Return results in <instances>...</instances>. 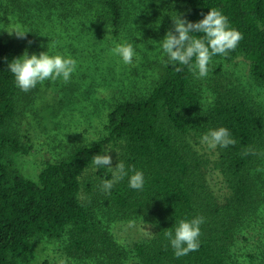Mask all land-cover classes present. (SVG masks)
Returning <instances> with one entry per match:
<instances>
[{
    "label": "trees",
    "instance_id": "trees-1",
    "mask_svg": "<svg viewBox=\"0 0 264 264\" xmlns=\"http://www.w3.org/2000/svg\"><path fill=\"white\" fill-rule=\"evenodd\" d=\"M172 1L190 22L202 19L209 8L220 10L243 38L235 50L212 59H243L264 87V0ZM92 2L119 37L123 0ZM19 56L13 41L0 40V264H29L37 239H59L64 233L68 255L95 257L103 264H123L129 257L136 264H240L231 254L236 231L264 207L263 113L228 88L217 91L213 104L203 109L197 78L165 56L152 87L112 106L100 140L47 161L34 180L17 165L18 155L31 150L18 131L20 89L8 69ZM218 127H226L236 143L215 147L212 161L199 147L202 135ZM112 152L113 170L122 161L143 173L142 190L130 188L127 177L110 191L102 189L113 170L97 168L93 156ZM208 162L227 187L222 200L207 184ZM101 203L110 206L115 219L148 221L155 228L152 237L135 243L127 255L95 219ZM198 216L204 218L199 250L176 257L165 232L174 230L179 219Z\"/></svg>",
    "mask_w": 264,
    "mask_h": 264
},
{
    "label": "rangeland",
    "instance_id": "rangeland-1",
    "mask_svg": "<svg viewBox=\"0 0 264 264\" xmlns=\"http://www.w3.org/2000/svg\"><path fill=\"white\" fill-rule=\"evenodd\" d=\"M93 4L92 0H0V40L13 41L20 56L25 50L30 55L47 51L77 62L67 83L46 80L29 92L19 90L16 123L31 150L18 155L17 165L28 178L36 180L47 161L63 158L73 147L96 143L106 134L112 106L154 85L165 57L161 58L156 42L172 29L170 17L182 14L172 0H123L125 18L115 37ZM14 29L27 31L26 38L7 33ZM123 42L133 45L136 56L132 64L111 53L115 44ZM208 67L207 77L197 78L202 101L207 98L205 89L215 98L217 91L228 88L264 114V87L254 80L246 61L212 59ZM199 152L212 161L216 157V149L204 143ZM110 157H115L113 152ZM206 170L207 184L222 200L227 194L222 177L212 162ZM94 198L97 201L98 196ZM111 211L101 203L95 208V219L127 255L135 243L152 237L155 228L148 221L115 219ZM67 237L64 233L59 239H37L29 264H103L95 257L68 255L64 248ZM231 254L240 264H264V207L236 231ZM123 264L136 262L129 257Z\"/></svg>",
    "mask_w": 264,
    "mask_h": 264
},
{
    "label": "clouds",
    "instance_id": "clouds-1",
    "mask_svg": "<svg viewBox=\"0 0 264 264\" xmlns=\"http://www.w3.org/2000/svg\"><path fill=\"white\" fill-rule=\"evenodd\" d=\"M202 19L190 22L183 18V14L176 13L170 17L172 29L165 32L159 44L162 52V59L167 57L168 62L186 66L196 78L203 79L209 72V64L212 57L216 55L226 56L230 51L235 50L242 34L232 28L228 18L217 8H209L207 13H201ZM13 33L19 39H25L27 31L14 29L7 32ZM193 33H202L194 35ZM155 42V41H154ZM31 43V41H29ZM111 53L122 59L125 64H132L136 53L131 43H117L111 49ZM77 62L70 56L65 57L59 53L49 55L47 51H42L38 55L29 54L27 50L19 57L8 63V69L14 77L15 85L23 92H29L46 80L56 81L62 79L64 83L70 80L72 73L76 70ZM176 71H182L177 67ZM207 97L202 103L209 106L213 104L214 96L205 89ZM201 142L209 148L228 147L235 145L230 131L226 127L210 129L201 137ZM245 151L243 155H248ZM93 164L97 167H108L113 170L111 157L108 154H97L93 156ZM128 178V185L135 190H142L145 180L141 171L133 166L125 167V164L117 162L113 170V179L102 181V189L110 191L114 182ZM204 223L202 216L192 219H179L174 230L165 232L166 238L174 250L176 257L187 255L189 252L199 250L201 236L200 226Z\"/></svg>",
    "mask_w": 264,
    "mask_h": 264
}]
</instances>
